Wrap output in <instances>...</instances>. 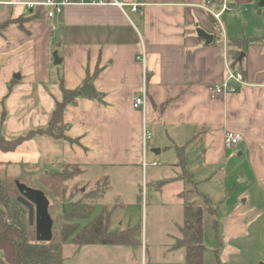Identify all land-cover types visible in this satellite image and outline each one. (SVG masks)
Wrapping results in <instances>:
<instances>
[{
  "label": "crops",
  "instance_id": "1",
  "mask_svg": "<svg viewBox=\"0 0 264 264\" xmlns=\"http://www.w3.org/2000/svg\"><path fill=\"white\" fill-rule=\"evenodd\" d=\"M44 1L0 0V29L5 26L0 32V65H5L0 69V136L13 140L45 127L61 99L60 83L75 90L89 80L96 97L81 94L66 106L67 138L36 133L10 150L0 149V179L5 184L28 182L65 166H78L96 170L99 182L107 184L106 191L116 188L115 198L126 191L136 205L144 204L146 200L139 197L147 182L140 164L141 113L132 107L143 79L138 58L142 52L146 118L152 133L148 147L155 156L167 151L175 154L168 163L171 169L165 172L171 177L153 181L161 184L158 189L151 187L147 195L164 184L177 183V206L204 205L205 197L213 206L216 198L232 200L225 188V178L232 172L226 170L224 175V169L235 156L247 160L251 175L261 174L257 159L264 154V45L244 51L229 46L234 38L264 36L260 0H229L234 11L218 18L213 13L220 11V0H120L128 4L125 14L108 0H96L103 3L69 4L51 19L43 9L26 5ZM132 3L139 4L138 11L131 10ZM20 18L25 19L21 26L9 23ZM198 29L211 39L204 40ZM47 33L52 45L53 39L58 40V49L47 48L45 55L56 52L61 58L56 77L31 71L34 69L19 71L12 65L14 55L24 53L30 40ZM228 67L242 72L243 83L211 97L208 87L222 84ZM34 93L36 98L30 100ZM23 110L28 113L25 120ZM227 130L241 133L245 141L233 149L225 148ZM191 153L196 154L199 165L186 161ZM218 171L216 182L208 181L201 189V180ZM116 207L100 204L101 213L107 211L109 231L131 226L129 215L119 223L113 219Z\"/></svg>",
  "mask_w": 264,
  "mask_h": 264
},
{
  "label": "rangeland",
  "instance_id": "2",
  "mask_svg": "<svg viewBox=\"0 0 264 264\" xmlns=\"http://www.w3.org/2000/svg\"><path fill=\"white\" fill-rule=\"evenodd\" d=\"M24 21L23 18L12 19L9 23L14 24L15 27V25L21 26ZM4 27L0 29V32ZM52 43L53 45L48 33L36 36L24 48V53L22 51L20 55H14L12 65L18 67L19 71L34 69L31 71H39L44 75L49 74L50 78L56 77L59 65H53L52 52L49 57L45 56L47 55L46 49L49 48V51L55 49L58 40L53 39ZM4 44L9 46V43ZM56 49L58 48L56 47ZM4 57L7 56L4 55ZM2 61L0 60V63ZM2 65H0V69ZM230 68L234 70L233 67ZM47 88L49 90V86ZM30 98V100H34L35 93ZM57 98H60V93H57ZM60 100H62V94ZM37 102L38 100L35 101V103ZM26 106L27 104H24V107ZM35 106L38 108L39 105ZM20 113L24 120L28 117L26 111L23 110ZM2 119L0 114V124ZM174 159L175 154L171 151L155 156L148 147L147 160L156 161L157 165L148 166L144 172V179L146 178L147 182L142 186L139 197L142 196V200L144 198L146 204L139 202L136 205L133 200L131 201L132 198L126 197V191L120 197L115 198L116 188H113V191L107 190L102 195L104 197L97 200L98 202L96 201L97 205L92 217L101 213L100 204L103 203L108 207L117 206L112 212V217L117 223L122 221L124 215L130 216L131 226L137 227L135 236L137 244L133 246L88 244L77 247L68 240L63 244L62 250L65 258L63 264H183V250H170L174 239L180 237L176 227V224H180L182 220L181 206H177L176 200L179 185L167 183L158 191L153 190L147 195V191L151 187L158 189L161 184H154L153 181L171 177L166 176L165 172L171 169L168 163ZM187 159L193 166L196 163L200 164L195 153L186 156V161ZM257 162L259 169L262 170L259 175H251L248 162L243 157L235 156L226 164L224 175L226 170V173L231 171L232 175L226 176L225 188L227 187V190L231 192L232 200L221 202L219 198H216L213 201V206L217 208L216 216H212L206 211L204 213L203 264H264V154L259 155ZM59 172H61V177H50L48 174H44L32 178L28 182L26 180L20 182L31 189L41 191L47 199V212L52 222V235L60 230L61 215L68 210L69 204L78 199L81 200L91 192L100 191L103 186V183L99 182L101 178L100 174L97 175L96 170L85 171L78 166H70L63 167ZM219 172L212 174L207 179H202L201 189L208 184V181L211 184L215 183ZM66 176L70 178L64 179ZM256 179L257 183H255ZM5 190L14 198L18 199L20 196L17 183H6ZM103 213L107 215V211ZM214 218L217 221L219 239H217L212 225ZM26 219L28 221L27 209ZM84 223V221H80L79 225ZM116 227L119 228V225ZM29 230L31 240L36 241L35 224L29 225Z\"/></svg>",
  "mask_w": 264,
  "mask_h": 264
},
{
  "label": "trees",
  "instance_id": "3",
  "mask_svg": "<svg viewBox=\"0 0 264 264\" xmlns=\"http://www.w3.org/2000/svg\"><path fill=\"white\" fill-rule=\"evenodd\" d=\"M252 45H264V36L229 40V46L241 47L243 51ZM236 62L237 57L233 60V63ZM85 83H89V80H86ZM60 85L62 100L56 101L46 126L13 140H5L0 136V149L10 150L22 139L36 133L48 134L55 138H67L64 134L67 125L63 122V113L67 105L76 102V99L81 96V92L80 88L69 90L65 89L62 83ZM48 175L61 177V172H51ZM68 178L70 177H64V179ZM104 184L100 191L91 192L81 200L78 199L69 204L68 210L61 215L60 230L48 241L38 239L32 241L29 222L26 219L27 208L17 198L6 192L5 183L0 179V264H63L65 259L62 250L63 244L68 240L77 247L88 244L117 246L137 244L136 226H129L120 231H109L108 215L100 213L92 217L96 201L107 189V184ZM203 202L204 205L185 204L181 206L182 220L180 224H176L180 237L174 239L170 250H183V264H203L204 213L206 211L212 216L217 214V208L209 205L208 198L205 197ZM80 221L85 223L79 225ZM212 225L217 234L216 237L219 239L215 218L212 220Z\"/></svg>",
  "mask_w": 264,
  "mask_h": 264
},
{
  "label": "built area",
  "instance_id": "4",
  "mask_svg": "<svg viewBox=\"0 0 264 264\" xmlns=\"http://www.w3.org/2000/svg\"><path fill=\"white\" fill-rule=\"evenodd\" d=\"M114 6H117L124 14V7L128 4L122 2L120 0H108L106 1ZM95 3H103L102 1L96 0H45L44 2L39 3H26L29 9H43L45 12V17L47 19L52 18L55 14L60 13L64 6L69 4H95ZM132 11H138L139 4L132 3L130 4ZM234 10V7L230 4L229 0H220V11L217 13H213L215 18H218L223 12H231ZM144 52L140 54L138 57L143 64V79L141 86L138 90V93L133 99L132 107L141 113V125L139 130V140H140V154H141V167L143 171L146 170L148 166L157 165L156 161H148L147 160V152H148V141L152 138V133L148 128V121L146 118L147 112V102H148V94L146 88V79H145V68H144ZM243 83V75L239 69L232 70L230 67L226 70V76L222 84L209 86L208 90L211 97L215 95L223 94L226 89L230 88L233 90L232 84ZM245 141L244 136L235 131L227 130L223 136V145L227 149H233L237 147L239 144Z\"/></svg>",
  "mask_w": 264,
  "mask_h": 264
},
{
  "label": "water",
  "instance_id": "5",
  "mask_svg": "<svg viewBox=\"0 0 264 264\" xmlns=\"http://www.w3.org/2000/svg\"><path fill=\"white\" fill-rule=\"evenodd\" d=\"M264 5V0H260V6ZM197 34L204 40L209 41L211 36L204 30L198 29ZM243 57V53L240 54L239 60ZM53 65L58 66L61 64V58L56 52L52 53ZM16 78H19L18 74H15ZM81 94L86 98H95L96 93L91 84L85 83L80 87ZM157 152V151H156ZM17 190L20 194L18 200L28 210V222L29 225L35 224L36 239L41 241H48L51 234L52 222L47 212L48 201L39 190L31 189L23 184L17 183Z\"/></svg>",
  "mask_w": 264,
  "mask_h": 264
}]
</instances>
